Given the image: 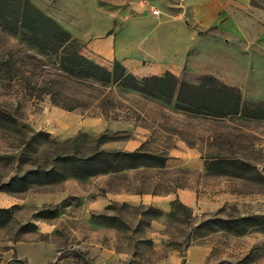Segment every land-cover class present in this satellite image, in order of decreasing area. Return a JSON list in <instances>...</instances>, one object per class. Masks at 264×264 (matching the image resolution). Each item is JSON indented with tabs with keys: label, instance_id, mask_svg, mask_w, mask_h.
I'll return each mask as SVG.
<instances>
[{
	"label": "rangeland",
	"instance_id": "374dc122",
	"mask_svg": "<svg viewBox=\"0 0 264 264\" xmlns=\"http://www.w3.org/2000/svg\"><path fill=\"white\" fill-rule=\"evenodd\" d=\"M29 1L80 41V52L93 62L110 68L119 60L138 79L144 77L134 71L139 66L158 75L172 70L179 82L211 76L235 87L243 107L255 101L264 108V54L225 49L217 28L192 22L185 0ZM195 33L201 40H192ZM106 36L113 39L108 60L95 47ZM120 37L119 47H131L124 55L116 52ZM208 37L211 41H203ZM2 59L13 66L0 70V110L8 113L0 122V264H264L263 117L211 120L120 85L102 89L64 80L49 59L0 21ZM29 81L54 83L82 105L65 110L48 95L32 94ZM99 104L111 109L109 116ZM145 129L143 149L169 158L166 149L183 140L204 162L210 154H234L253 168L237 177L181 165L74 176L53 161L63 154V143L67 151L84 155L95 145L125 151L122 142ZM39 167L53 170L28 173ZM179 190L193 193L189 205L178 199ZM130 194L140 200L131 202ZM173 194L168 210L146 202L148 195ZM180 204L189 214H143L149 206L168 213ZM248 215L263 228L243 222L228 232L190 234L207 218Z\"/></svg>",
	"mask_w": 264,
	"mask_h": 264
},
{
	"label": "trees",
	"instance_id": "16d2710c",
	"mask_svg": "<svg viewBox=\"0 0 264 264\" xmlns=\"http://www.w3.org/2000/svg\"><path fill=\"white\" fill-rule=\"evenodd\" d=\"M0 21L6 30L21 34L28 45L49 59L56 66L57 74L63 76L64 80L71 79L102 89H105L107 85H120L146 98L160 99L166 104L172 102L177 111L190 115L202 114L211 120L240 117L264 118L263 107L254 106L255 101H251L249 108L243 107L241 96L235 87L228 86L211 76L203 75L202 82L188 83L179 82L173 73L166 71L161 75L144 76L138 79L127 71L119 60H113L110 68L93 62L80 52L82 46L80 41L72 37L69 31L29 0H0ZM12 66L9 59L0 60V70ZM29 83L28 90L33 92L32 94L48 95L51 103L60 105L65 110L71 111L82 105L74 97L62 95L61 89L63 88L54 83L36 84L32 81ZM99 108L104 116H109L111 113V109L103 104H99ZM7 114L0 110V122L7 119ZM37 134L45 133L40 131ZM225 142L232 145V141L226 140ZM26 144L29 146L28 141ZM66 148L67 145L63 143V154L55 155L53 161L63 165V174L67 172L74 176L118 172L140 166L163 168L168 158L167 155L141 147L134 151H121L107 150L95 145L93 150L86 155L76 150L69 152ZM203 157L204 170L212 176L237 177L253 168L249 162L234 154L216 153ZM52 170V168L39 167L29 169L28 173L49 174ZM176 210L189 214V208L184 204H180L168 213H162L149 206L143 214L160 213L173 217ZM243 222L258 223L263 228L260 221L258 222L255 217L249 215L246 217H212L195 224L190 234L199 238L221 230L228 232L236 230Z\"/></svg>",
	"mask_w": 264,
	"mask_h": 264
},
{
	"label": "crops",
	"instance_id": "0c3cea01",
	"mask_svg": "<svg viewBox=\"0 0 264 264\" xmlns=\"http://www.w3.org/2000/svg\"><path fill=\"white\" fill-rule=\"evenodd\" d=\"M185 4L189 7L191 20L195 25L206 30L209 28H217L223 34L225 49L234 51L241 50L242 52L245 50H256L264 54V5L253 2L252 0H185ZM197 33L192 37V40L195 42L201 40L198 38ZM122 38L120 37L119 42L116 44V52L120 55L131 51V47L127 49L124 47L122 49L118 46L121 44ZM125 38H127V43L130 42L129 37L125 36ZM203 41H211V38H204ZM112 43V37L106 36L99 43L95 44L96 49L104 54V59L106 60L109 58ZM166 66L167 64L164 63L159 66V69ZM134 71L143 76L158 75L159 73L157 70L143 69L142 66L134 68ZM169 72L174 74L172 70ZM147 134H149V131L146 129L142 133H133L132 136L122 142L121 147L125 151H134L141 147L148 136ZM166 150L169 158H167L165 166L181 165L196 170H201L205 167V162L199 158V152L188 147L183 140H177L174 146ZM181 192L180 190L177 191L178 199L189 205L194 198L193 193L188 190H181ZM122 196V193L117 195L119 198ZM127 196L131 202L140 200L133 194ZM175 198V194L169 196L148 195L146 202L151 205H156L162 210H168L170 201ZM143 201L144 199H142ZM160 264L166 263L161 262Z\"/></svg>",
	"mask_w": 264,
	"mask_h": 264
},
{
	"label": "built area",
	"instance_id": "2783aa9c",
	"mask_svg": "<svg viewBox=\"0 0 264 264\" xmlns=\"http://www.w3.org/2000/svg\"><path fill=\"white\" fill-rule=\"evenodd\" d=\"M154 13H157V10H153Z\"/></svg>",
	"mask_w": 264,
	"mask_h": 264
}]
</instances>
